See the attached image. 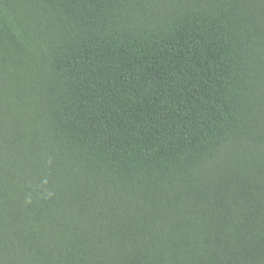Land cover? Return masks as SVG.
Listing matches in <instances>:
<instances>
[{"label": "trees", "instance_id": "16d2710c", "mask_svg": "<svg viewBox=\"0 0 264 264\" xmlns=\"http://www.w3.org/2000/svg\"><path fill=\"white\" fill-rule=\"evenodd\" d=\"M0 264H264V0H0Z\"/></svg>", "mask_w": 264, "mask_h": 264}]
</instances>
